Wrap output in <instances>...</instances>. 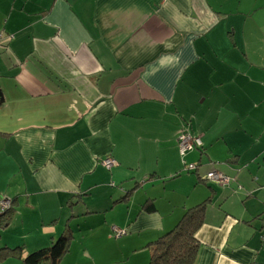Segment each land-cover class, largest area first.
I'll return each mask as SVG.
<instances>
[{
  "label": "crops",
  "instance_id": "crops-1",
  "mask_svg": "<svg viewBox=\"0 0 264 264\" xmlns=\"http://www.w3.org/2000/svg\"><path fill=\"white\" fill-rule=\"evenodd\" d=\"M0 88L2 264H149L209 195L194 264H264V0H0Z\"/></svg>",
  "mask_w": 264,
  "mask_h": 264
},
{
  "label": "trees",
  "instance_id": "trees-1",
  "mask_svg": "<svg viewBox=\"0 0 264 264\" xmlns=\"http://www.w3.org/2000/svg\"><path fill=\"white\" fill-rule=\"evenodd\" d=\"M202 150L203 147L198 148ZM187 163V171L198 173L199 181L207 184L210 188L217 181L204 178L199 173V165L194 169H189ZM140 183H135L137 186ZM217 184V183H216ZM135 188L127 189L121 198L117 201H129L130 195ZM213 202V196L209 195L204 201L188 207L177 224L169 231L159 236L155 241L151 242V258L149 264H194L197 259L199 241L197 233L206 220V211L210 203ZM148 211L155 210V203L148 201L145 204ZM14 205L0 211V228L8 222ZM71 235L69 233L60 236L51 245L36 250L28 254L24 261L26 264H41L49 261L50 264H59L62 257L69 251ZM21 248L0 247V264H2L11 253H18Z\"/></svg>",
  "mask_w": 264,
  "mask_h": 264
},
{
  "label": "built area",
  "instance_id": "built-area-1",
  "mask_svg": "<svg viewBox=\"0 0 264 264\" xmlns=\"http://www.w3.org/2000/svg\"><path fill=\"white\" fill-rule=\"evenodd\" d=\"M178 145H179V152L181 156L184 158L189 151L195 148L203 147V141L199 135L196 136L189 131H182L178 136ZM102 163L107 168H111L115 165V159L112 157L106 158L102 160ZM195 167H196V164L194 163H191L188 165L189 169H194ZM206 177L214 181L219 180L221 182H224V181L228 183L230 182V178L226 174L218 172V171L209 172ZM10 205H11V200H8L6 198L0 199V211H3L4 209L9 208ZM113 231L116 233L117 236H120L124 233V230L118 227H114Z\"/></svg>",
  "mask_w": 264,
  "mask_h": 264
},
{
  "label": "rangeland",
  "instance_id": "rangeland-1",
  "mask_svg": "<svg viewBox=\"0 0 264 264\" xmlns=\"http://www.w3.org/2000/svg\"><path fill=\"white\" fill-rule=\"evenodd\" d=\"M192 173H193V171H191ZM236 187H237V185H236ZM139 199H141V198H139L138 196L137 197H134L133 199H132V206L133 207H137V205H138V200ZM108 216V215H107ZM111 225V224H110ZM112 229H113V227H111ZM119 237V236H118Z\"/></svg>",
  "mask_w": 264,
  "mask_h": 264
},
{
  "label": "water",
  "instance_id": "water-1",
  "mask_svg": "<svg viewBox=\"0 0 264 264\" xmlns=\"http://www.w3.org/2000/svg\"><path fill=\"white\" fill-rule=\"evenodd\" d=\"M4 99H5L4 94L0 88V105L4 102Z\"/></svg>",
  "mask_w": 264,
  "mask_h": 264
}]
</instances>
